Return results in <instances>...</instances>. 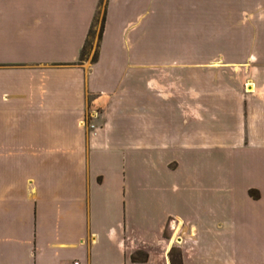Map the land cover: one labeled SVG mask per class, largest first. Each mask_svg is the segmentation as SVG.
Segmentation results:
<instances>
[{
    "label": "crops",
    "instance_id": "obj_1",
    "mask_svg": "<svg viewBox=\"0 0 264 264\" xmlns=\"http://www.w3.org/2000/svg\"><path fill=\"white\" fill-rule=\"evenodd\" d=\"M100 1L0 0V264H264V0Z\"/></svg>",
    "mask_w": 264,
    "mask_h": 264
},
{
    "label": "rangeland",
    "instance_id": "obj_2",
    "mask_svg": "<svg viewBox=\"0 0 264 264\" xmlns=\"http://www.w3.org/2000/svg\"><path fill=\"white\" fill-rule=\"evenodd\" d=\"M221 23V22H220ZM219 23V24H220ZM234 23L237 25L239 22H225L224 28L217 27V22H210V28H209V35H210V43L208 47L211 49L209 53V59H217L218 57L226 60V61H235V60H245L247 59L248 53L245 51L247 49V46L249 44V22H241V41L242 45L239 46L236 44L237 38L234 37L235 34V27ZM97 32H98V25L95 28V36L92 40V43L90 45V48L87 51V57L86 59L90 60L94 54L95 46H96V40H97ZM224 43L225 44V52L224 53H217L213 52V49L218 48L219 44ZM198 56H208V53H195V57ZM197 59V58H195ZM167 233H165V236Z\"/></svg>",
    "mask_w": 264,
    "mask_h": 264
},
{
    "label": "trees",
    "instance_id": "obj_3",
    "mask_svg": "<svg viewBox=\"0 0 264 264\" xmlns=\"http://www.w3.org/2000/svg\"><path fill=\"white\" fill-rule=\"evenodd\" d=\"M99 7L101 9H103V7H104L103 0L100 1ZM103 21H104V11H103V14H102V17H101V22H100L99 29H98V32H97V40H96L95 51H94V54H93L92 58L90 59L91 63H95L96 60H97V53H98L97 49H98L101 33H102V30H103ZM95 23L93 25H91V27L89 28V31L87 33V37H86L85 43H84V45H83V47L81 49V52H80L79 64L82 63V62L87 61V59H86L87 51L90 48L92 40H93V38L95 36V29H94ZM168 257H169L170 264H181V258H180V253H179L178 249L171 248L169 253H168ZM145 259H146V255L144 253H140V252H137L135 256L131 257L132 261L145 260Z\"/></svg>",
    "mask_w": 264,
    "mask_h": 264
},
{
    "label": "built area",
    "instance_id": "obj_4",
    "mask_svg": "<svg viewBox=\"0 0 264 264\" xmlns=\"http://www.w3.org/2000/svg\"><path fill=\"white\" fill-rule=\"evenodd\" d=\"M89 127H90V128H93V125H90ZM73 264H78V263H77V262H74Z\"/></svg>",
    "mask_w": 264,
    "mask_h": 264
}]
</instances>
